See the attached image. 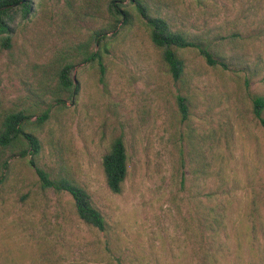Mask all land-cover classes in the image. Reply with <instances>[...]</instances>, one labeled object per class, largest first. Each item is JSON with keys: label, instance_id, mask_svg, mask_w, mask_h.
Masks as SVG:
<instances>
[{"label": "rangeland", "instance_id": "1", "mask_svg": "<svg viewBox=\"0 0 264 264\" xmlns=\"http://www.w3.org/2000/svg\"><path fill=\"white\" fill-rule=\"evenodd\" d=\"M107 1L35 0L0 46V112L28 109L34 123L48 110L26 128L41 143L37 165L85 188L105 228L80 221L67 193L42 189L30 156L0 151V264H264V127L253 114L264 0H148L225 65L178 51V81L139 19L113 29ZM95 52L103 75L84 60ZM66 64L73 98L57 91ZM118 137L128 174L113 194L101 162Z\"/></svg>", "mask_w": 264, "mask_h": 264}, {"label": "trees", "instance_id": "2", "mask_svg": "<svg viewBox=\"0 0 264 264\" xmlns=\"http://www.w3.org/2000/svg\"><path fill=\"white\" fill-rule=\"evenodd\" d=\"M34 1L0 0V46L6 49L11 47L13 27L18 25L19 18L24 20L29 18L34 9ZM105 13L113 24V29L118 24L120 28L130 26L132 19H139L145 27L149 41L154 48L159 50L161 59L174 81L180 80L184 75V61L178 52L181 50L194 49L208 66L221 65L225 67L223 63L216 62L214 55L197 38L189 37L186 33L173 28L166 18L160 16L158 12L152 11L148 0H108L105 4ZM96 38L95 42L99 45L106 35L100 33ZM84 60L86 63L96 60L101 74H104L100 53L88 54ZM72 68V64H66L60 69L57 73L56 85L59 93L69 94L73 98L78 94V85L70 80L69 75ZM56 101L60 100L56 99ZM177 105L181 119L186 120L188 116L186 99L178 96ZM263 110L264 97H255L253 99V114L264 127ZM30 118L31 113L28 109L0 112V151H8L12 156L17 154L21 158L30 156L29 165L34 169L42 189L67 193L73 201L77 218L87 226L100 231L104 230V219L93 206L91 197L85 188L65 177L52 179L48 172L37 165L36 159L41 153V143L34 131H28L26 128L41 127L48 119V110L44 111L34 123L30 122ZM4 167H7L6 161ZM101 168L108 190L113 194H120L128 174V155L121 137L111 141L108 151L102 158ZM3 180L1 173L0 184Z\"/></svg>", "mask_w": 264, "mask_h": 264}]
</instances>
